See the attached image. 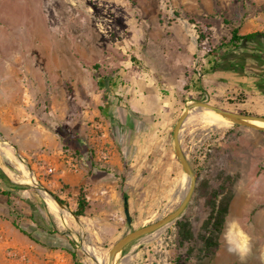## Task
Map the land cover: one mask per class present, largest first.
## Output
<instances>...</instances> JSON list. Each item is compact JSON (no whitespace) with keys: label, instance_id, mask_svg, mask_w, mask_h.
I'll list each match as a JSON object with an SVG mask.
<instances>
[{"label":"rangeland","instance_id":"1","mask_svg":"<svg viewBox=\"0 0 264 264\" xmlns=\"http://www.w3.org/2000/svg\"><path fill=\"white\" fill-rule=\"evenodd\" d=\"M259 11H264V0H0V163L9 166L11 179L27 187L12 198L22 216L31 212L24 196L35 195L45 203L52 232H36L44 246L69 253L70 264L71 250L84 264H96L95 256L84 248L89 246L101 264H107L109 250L120 237L176 209L188 186L173 145V128L187 102L164 119L167 133H160L162 118L118 112L111 96L106 100L109 113L101 112L107 92L97 75L108 77L138 66L156 72L162 50L171 47L179 17L196 37L190 19L198 27L212 25L210 40L198 43L206 51L230 37L231 25L224 19L237 24ZM204 100L238 112L228 101ZM202 118L199 111H192L182 129L188 159L203 167L192 201L179 221L131 242L116 264H264V256L252 252L242 262L219 255L230 232L227 217L251 221L257 215V221L264 222V130L230 120L213 125ZM107 140L127 165L122 184L131 222L125 212L97 206L76 216L79 191L88 193L90 184L57 176L58 163L74 171L73 164L99 166L110 160L109 154L105 156V147L110 149ZM201 154L205 156L199 158ZM26 170L36 175L38 184L22 181L29 180ZM41 189L70 211L66 221L49 207ZM0 199V211L5 212V198ZM244 202L251 213L237 210ZM7 213L5 217L13 219ZM231 234L235 241L236 232ZM242 239L252 249L264 242V229L246 228ZM4 241L0 229V247L7 258L39 264L29 263L25 254H17ZM45 264L69 263L60 256L58 262L52 257Z\"/></svg>","mask_w":264,"mask_h":264},{"label":"crops","instance_id":"2","mask_svg":"<svg viewBox=\"0 0 264 264\" xmlns=\"http://www.w3.org/2000/svg\"><path fill=\"white\" fill-rule=\"evenodd\" d=\"M183 22L181 17L175 21V29L169 39L171 47L162 50V65H158L156 72L144 71L142 66H138L137 69L136 67L129 70L119 69L111 73L110 77L117 85L113 93L107 94V99L109 100V96L114 99L116 110L118 112L126 110L132 117L147 118L154 114V118H162L164 122L160 125L162 127L159 130L160 133H167L164 119L172 116L182 103L191 101L192 95H200L203 100L211 98L223 103L228 101L231 108L238 111L264 115V35L248 40L242 39L235 46L229 44L218 48L217 55H206V51L199 49L193 30ZM238 24H240L238 32L240 35L263 32L264 11L249 14L245 21ZM213 64L216 66L215 69L209 70ZM126 77L129 81H125ZM107 144L110 149L105 147V156L106 153L109 154L110 160H105V163L102 162L99 166L81 164L72 171L66 165L58 163L54 157V162L60 165L57 176L70 183L88 182L90 184L87 193V210L97 206L107 208L117 214L124 213L122 177L125 175L127 165L114 144L110 140H107ZM97 152L98 154L100 152L98 148ZM8 169V165L0 163L1 187H4L6 181L16 183L9 176ZM53 181L57 182L54 178ZM0 197L5 198V210L10 212L7 198L3 194H0ZM247 203L244 202V206L237 210H241L243 214L251 213V208L249 209ZM262 210L264 212V209ZM6 211H0V229L5 234L4 242L15 247L17 254H25L29 263L45 264L52 257L58 262L61 256L70 264L71 255L69 253L51 250L44 244L40 245L30 239L13 224L12 219L5 217L8 215ZM9 215L11 217L10 213ZM257 219V215L251 221H247L246 217L241 220L227 217L225 226L230 232L226 234L225 241L220 245L219 255H226L228 258L235 256L237 262H242L251 252L264 256V242L256 246L251 245L253 246L251 249L242 239L246 228L264 229V222L257 221ZM19 221L30 226L32 230L44 232L38 229L36 223L32 221L31 212L29 215H23ZM231 231L236 232L235 241H231ZM0 264H23V262L20 258H7L2 246L0 247ZM71 264L75 263L71 261Z\"/></svg>","mask_w":264,"mask_h":264},{"label":"water","instance_id":"3","mask_svg":"<svg viewBox=\"0 0 264 264\" xmlns=\"http://www.w3.org/2000/svg\"><path fill=\"white\" fill-rule=\"evenodd\" d=\"M203 108L214 110L224 118L234 123L241 124L243 126L250 128L264 130V126H260L252 122V121H260L264 123V115L246 114L229 109H224L219 106L213 105L209 103L207 100H203V99H194L187 102L173 128V145H174L175 153L186 173L187 182H188L187 189L185 190L182 196V201L176 209L169 212L167 215L159 218L158 220L152 223L143 225L139 228H135L124 234L122 237H120L111 246L109 250L107 264H116L118 257L123 253L124 249L134 240L151 233L159 232L173 221L179 219L185 212L190 202L192 201L197 191L199 176H197L196 173L194 172L191 163L183 149L181 142L182 129L191 112ZM50 194L52 195L51 192ZM126 201L127 200L125 199V202ZM125 214L127 217V221L131 222L132 218L128 206H125Z\"/></svg>","mask_w":264,"mask_h":264},{"label":"trees","instance_id":"4","mask_svg":"<svg viewBox=\"0 0 264 264\" xmlns=\"http://www.w3.org/2000/svg\"><path fill=\"white\" fill-rule=\"evenodd\" d=\"M190 23L194 24V28L196 30L197 33V40L198 43L200 44L203 40L207 39L210 40L211 37V31H208V29L210 27H212V25L210 23L206 24V28L203 27H198L195 22L194 19H190L189 20ZM224 22L227 24L231 25V32H230V37H226L225 40H221L220 44L217 45L216 47H214L213 49L209 48L208 50H206V55H210V54H216V51L218 48H222L223 46H228L230 45H237V42H239L242 39L248 40L251 38H254L256 36H263L264 33L263 32H255V33H250V34H246V35H240L239 29H240V24H234L231 21H228L227 19H224ZM214 62L216 61V58L213 60ZM134 62V60H133ZM98 67V65L95 66V70ZM215 64L211 65V67L209 68V70H214L215 69ZM201 71H203L201 69ZM99 78V85H101V87L107 92V94L109 95L110 93H113L116 90V82L114 83V81L111 79L110 76L105 77V76H100L99 74L97 75ZM106 96H105V106H101L100 109L104 114H108L109 110V103H107L106 101ZM241 113H246V114H252V113H248L246 111H238ZM253 115H258V114H253ZM191 163V166L194 170V172L196 173L197 176L200 175V171L203 169L202 165H199V163H197L196 160H189ZM5 187H1L0 186V194H3L6 198H7V204L10 208V214L11 216H13V224L19 228L23 233H25L28 237H30L31 239H33L34 241L44 244L46 245V243H44L36 234L37 231L32 230L29 231L27 229H25L21 224L19 219L22 217L21 213L18 212L15 209V206L12 202V198L14 196H18L17 192L18 190H24L25 188L27 189L26 186L17 184V183H12V182H7L5 183ZM123 196L124 199H126L127 201L125 202V206H128V197L127 194L125 192H123ZM23 199H25L29 205L31 206V219L34 223H36L37 228L38 229H42L47 233H51L52 231H50V227H49V223L47 221L46 215H49V213H44V210L46 209V205L45 203H41L37 197L35 195H32L30 197H23ZM61 202H64L63 200L59 199ZM88 208V199H87V193L86 191H84L83 188L80 189L79 194L77 196V208L76 210L73 211V213L76 216H84L86 214V210ZM180 219H177V221H179ZM185 227V226H184ZM53 230V229H52ZM188 237V235H187ZM70 253L73 256V260L75 264H84L78 257V253L76 252V250H71Z\"/></svg>","mask_w":264,"mask_h":264},{"label":"bare ground","instance_id":"5","mask_svg":"<svg viewBox=\"0 0 264 264\" xmlns=\"http://www.w3.org/2000/svg\"><path fill=\"white\" fill-rule=\"evenodd\" d=\"M197 111H199L200 115L204 118V120L206 122L211 123L213 125L214 124H220L222 122L229 121L228 119L224 118L219 113H217V112H215L214 110H211V109H204L203 108V109H198ZM252 122L255 123V124H257V125L264 126V123L263 122H260V121H252ZM25 177H29V180L23 179L22 181H27L28 183L29 182H32L33 184H38L39 183L38 180H37L36 175L33 172L29 171V170H26L25 171ZM41 191H42L43 195L45 196L46 201H47L49 207L55 212V214L59 217L60 220L66 221L68 215L71 214L70 211H68V210H66L64 208H61L57 204V202L55 200H53V198L51 197V195L46 190L41 189ZM84 248H85V250L88 253H90V254H92V255L95 256L96 264H101V258L99 256H96L95 255V253H94V251H93V249L91 247L85 246Z\"/></svg>","mask_w":264,"mask_h":264},{"label":"built area","instance_id":"6","mask_svg":"<svg viewBox=\"0 0 264 264\" xmlns=\"http://www.w3.org/2000/svg\"><path fill=\"white\" fill-rule=\"evenodd\" d=\"M206 99H208V98H206ZM201 156H205V155H204V154H203V155L201 154V155L199 156V158H200ZM73 167L76 168V165L73 164ZM47 171H48V172L53 171V167H48V168H47Z\"/></svg>","mask_w":264,"mask_h":264}]
</instances>
